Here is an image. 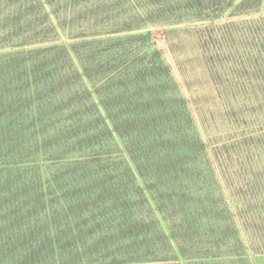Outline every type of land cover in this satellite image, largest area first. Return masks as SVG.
I'll return each mask as SVG.
<instances>
[{
	"label": "trees",
	"instance_id": "16d2710c",
	"mask_svg": "<svg viewBox=\"0 0 264 264\" xmlns=\"http://www.w3.org/2000/svg\"><path fill=\"white\" fill-rule=\"evenodd\" d=\"M262 4L0 0V264H255L264 133L210 149L136 32Z\"/></svg>",
	"mask_w": 264,
	"mask_h": 264
},
{
	"label": "rangeland",
	"instance_id": "374dc122",
	"mask_svg": "<svg viewBox=\"0 0 264 264\" xmlns=\"http://www.w3.org/2000/svg\"><path fill=\"white\" fill-rule=\"evenodd\" d=\"M136 33L162 52L210 149L264 133V0L255 12ZM253 258L264 264V255Z\"/></svg>",
	"mask_w": 264,
	"mask_h": 264
}]
</instances>
